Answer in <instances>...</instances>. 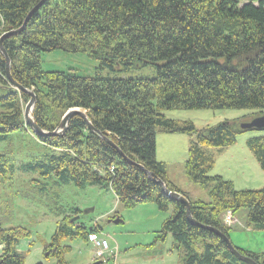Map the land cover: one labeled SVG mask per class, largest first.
<instances>
[{"label": "trees", "instance_id": "16d2710c", "mask_svg": "<svg viewBox=\"0 0 264 264\" xmlns=\"http://www.w3.org/2000/svg\"><path fill=\"white\" fill-rule=\"evenodd\" d=\"M39 1L0 0V36L21 27ZM3 46L13 80L35 94L33 117L40 128L56 131L64 114L79 108L111 143L80 114L70 117L63 135H35L24 117L29 94L12 86L0 52V198L23 179L30 191H43L46 179L54 186L101 185L129 208L143 202H155L161 211L171 208L157 239L172 233L175 243L187 248V264H248L231 252L223 237L194 225L186 205L163 193L139 164L181 191L156 158V131L195 134L186 174L195 183L214 186L209 201H190L192 217L229 235L230 227L221 221L224 214L245 208L248 226L264 230V187L237 189L223 176L211 175L214 160L203 150L231 146L245 129L226 121L198 130L164 113L255 108L253 118L264 115V0H47ZM56 49L87 53L99 62L96 74L44 71L41 55ZM143 67L153 74L126 75ZM103 70L108 73L101 74ZM24 134L32 142L27 155L20 149ZM250 145L264 166V139ZM0 202L9 201L4 197ZM79 211L73 209L58 222L53 245L59 247L69 237L87 238L90 229L72 218ZM29 232L23 225L0 221V264H24L15 245ZM238 250L264 264V252ZM54 257L65 264L60 249Z\"/></svg>", "mask_w": 264, "mask_h": 264}, {"label": "rangeland", "instance_id": "374dc122", "mask_svg": "<svg viewBox=\"0 0 264 264\" xmlns=\"http://www.w3.org/2000/svg\"><path fill=\"white\" fill-rule=\"evenodd\" d=\"M41 64L44 71L75 69L74 72L82 76L95 75L99 66V62L87 53H72L62 49L44 52ZM107 73V70L101 72L104 75ZM152 74L150 67L134 68L126 73L128 76L138 77ZM28 96L24 112L31 99V95ZM256 111L255 108H193L168 110L164 113L167 117L180 121V125H184L182 122H191L196 129L203 130L226 121H234L237 126L242 127L244 123L257 118H253ZM22 136L24 140L20 149L22 153L27 152V155L31 151L29 148L32 142L27 134ZM262 138L264 139V129H245L231 146L203 147L204 152L214 160L210 174L221 175L232 181L237 189L264 187V166L250 145L251 141ZM195 140V134L167 133L159 129L156 131V158L165 163L166 176L181 191L170 189L162 180L170 190L188 198L190 207V201H209V191L214 186V182L195 183L186 174L185 162ZM36 175L38 174H33ZM44 183L46 186L43 191L38 188L30 191L31 185L25 179L16 180L1 196L7 197L9 201L8 204L0 202V221L4 226L20 224L30 231L28 237L15 245V250L25 258L24 264H57L58 260L54 256L59 249L63 253L65 264H187V248L185 245L178 246L172 233H168L163 240L157 239L165 220L171 215V208L161 211L155 202L138 203L129 208L118 201L111 188L101 185L87 184L80 188L68 183L54 186L49 179ZM75 208L80 210L75 221L90 229L86 232L87 238L80 235L69 237L61 240V246L53 245L58 222L65 214L71 215ZM247 214L248 210L245 208L236 214L226 212L221 220L230 227L229 235H226L237 249L262 253L264 230L254 229V225L248 226ZM93 226L94 233L91 231ZM99 240H106L108 246L102 249L97 247L96 242ZM196 248L200 251L199 246ZM2 251L3 245L0 244V256Z\"/></svg>", "mask_w": 264, "mask_h": 264}, {"label": "water", "instance_id": "95a60500", "mask_svg": "<svg viewBox=\"0 0 264 264\" xmlns=\"http://www.w3.org/2000/svg\"><path fill=\"white\" fill-rule=\"evenodd\" d=\"M47 0H40L32 9L31 11L29 12V14L27 15V17L25 18V21L24 23L22 24L21 27L17 28V29H11L7 32H4L1 36H0V52L4 55L5 59H6V70H7V76L12 84L13 87H15L16 89L18 90H21V91H24L26 93H28L29 95H31V99L30 101L27 103V106L25 108V112H24V117H25V120L27 122V124L31 127V129L33 130L34 134L36 135H63L67 129V125H68V122H69V119L72 115L74 114H80L83 116V118L86 120L88 126L90 129H92L93 131H95L97 134H100V136L105 139L107 142H110V140H107L104 136L101 135L100 131L99 130H96L93 128L92 126V123L90 122V120L88 119L87 115L85 112L81 111L80 109L78 108H71L69 109L63 116V119L61 120L60 122V125L58 127V129L54 132H49V131H44L42 128H40V126L36 123L34 117H33V111H34V107H35V103H36V97H35V94L28 90L27 88H24L22 85L18 84L17 82H15L11 76V60L8 56V53L6 51V49L4 48L3 46V41L6 39V38H9L11 36H14V35H17L19 33H21L29 19L31 18V16L40 9V7H42L44 5V3L46 2ZM243 128L245 129H258V130H261V129H264V116H261V117H257L255 119H253L251 122H247L245 124L242 125ZM122 155V152L119 151ZM131 163H134L133 161L130 160ZM142 167V170L148 175L149 178H151L152 180L156 181L161 189H162V192L165 193L169 198L171 199H174L176 201H179L183 204H186L187 206V217L188 219L194 224V225H197V226H200L204 229H207V230H211L215 233H217L218 235H220L221 237L224 238V240L227 242L231 252L239 259V260H242L248 264H258L253 258L249 257V256H245L243 255L242 253H240V251H238V249L233 245V243L231 242L229 236H227L226 234L222 233L220 230L216 229V228H213L211 226H206V225H202L201 223L197 222L191 215V210H190V204H189V201L188 199L182 195L181 193L177 192V191H172L170 190L167 185L161 181V180H157L156 179V176L151 172L149 171L148 169H145L142 165H139ZM78 217L74 218L77 219ZM118 222V221H117ZM92 264H100L99 262H94Z\"/></svg>", "mask_w": 264, "mask_h": 264}, {"label": "built area", "instance_id": "2783aa9c", "mask_svg": "<svg viewBox=\"0 0 264 264\" xmlns=\"http://www.w3.org/2000/svg\"><path fill=\"white\" fill-rule=\"evenodd\" d=\"M96 246L98 247L99 246V248H104V247H107L108 246V243H107V241L106 240H99V241H97L96 242ZM102 253V252H101Z\"/></svg>", "mask_w": 264, "mask_h": 264}, {"label": "bare ground", "instance_id": "6f19581e", "mask_svg": "<svg viewBox=\"0 0 264 264\" xmlns=\"http://www.w3.org/2000/svg\"><path fill=\"white\" fill-rule=\"evenodd\" d=\"M26 121V120H25ZM27 123V122H26ZM245 124V123H244ZM243 127V126H242ZM95 132V131H94ZM36 135V134H35ZM50 136H54V135H50ZM140 165V164H139ZM153 173V172H152ZM154 174V173H153ZM155 175V174H154ZM156 176V179L157 180H161V181H163L162 179H160V178H158L157 177V175H155ZM151 179V178H150ZM154 181V180H153ZM155 183H157L156 181H154ZM164 182V181H163ZM165 183V182H164ZM158 184V183H157ZM166 184V183H165ZM159 185V184H158ZM160 186V185H159ZM188 199V198H187ZM189 200V199H188ZM231 240V239H230ZM232 242V241H231ZM239 251V250H238ZM241 253V252H240ZM246 256V255H245ZM250 257V256H249ZM258 263V262H257Z\"/></svg>", "mask_w": 264, "mask_h": 264}, {"label": "crops", "instance_id": "0c3cea01", "mask_svg": "<svg viewBox=\"0 0 264 264\" xmlns=\"http://www.w3.org/2000/svg\"><path fill=\"white\" fill-rule=\"evenodd\" d=\"M170 181L174 184V182L170 179ZM251 252V251H250Z\"/></svg>", "mask_w": 264, "mask_h": 264}]
</instances>
